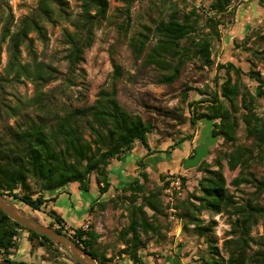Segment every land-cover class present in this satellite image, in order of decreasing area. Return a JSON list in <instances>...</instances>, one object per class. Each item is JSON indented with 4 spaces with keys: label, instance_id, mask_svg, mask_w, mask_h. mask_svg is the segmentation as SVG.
<instances>
[{
    "label": "trees",
    "instance_id": "16d2710c",
    "mask_svg": "<svg viewBox=\"0 0 264 264\" xmlns=\"http://www.w3.org/2000/svg\"><path fill=\"white\" fill-rule=\"evenodd\" d=\"M80 1L82 18L74 22L75 31L66 29L64 32L70 45L66 59L71 70H75L84 61L86 50L94 43L95 28L106 19L109 10V0ZM124 1L129 9L134 0ZM208 1L205 16L198 12L196 6L185 14H181L178 8H173L167 19L161 18L155 24L154 31L158 40L147 53L146 62L162 69L159 78L162 83L171 84L179 79L188 60L198 59L203 66L209 68L215 65L213 43L221 37L219 27L225 24L223 17L229 13L235 15L236 8L233 4L236 1L243 3L245 0ZM68 5L67 0H38L36 12L24 17L18 28L13 30L15 15L12 8L0 0V65L3 44H6L8 59L4 75H0V90L3 94L4 85L21 82L23 79L30 80L37 91L34 98L41 103V88L56 78L57 69L44 61H38L31 33L35 32L40 40L47 41V29L43 21L53 22L56 15H68ZM203 19L208 31L200 34L199 25ZM145 43L146 38L140 39L139 46L137 43L133 44L137 56ZM23 47L32 57V62H23ZM222 69L228 76L210 98L189 102V121L197 124L204 119L213 120V134L234 145L233 150L225 154L230 169L240 168L232 184L239 187L243 183H254L255 193L259 194L264 192V176L258 179L250 169L254 162L264 161V114L258 111L259 101L264 103V77L254 70L245 72L233 62L218 63L217 70ZM232 70L236 74L235 81L230 75ZM122 75L121 66L115 64L112 87L102 88L94 103L73 107L64 114L46 110L44 118L24 128L12 130L10 142H0V192L23 203L32 211L46 214L51 219L49 223L32 216L70 236L103 264H112L114 256H108L105 250H101L100 233L90 225L88 228L77 226L70 228L73 231L70 230L65 217L53 204L72 183L88 192L93 181L98 185L100 196L97 200H100L112 186L111 165L116 160L120 161L128 152H135L134 145L138 142L148 154L152 151L149 144L152 123L138 114L128 112L118 99L117 81ZM244 76L257 84L254 87L247 85ZM185 95L188 96L187 93ZM19 102L20 106H13L7 100L0 101V116L17 115L26 105L22 100ZM205 102L208 104H204ZM198 108H205V111L201 112ZM241 122L244 124L246 137L252 140L251 145L237 143ZM186 139L189 138H181L178 144ZM178 144L175 143L172 149ZM145 159L143 157L139 161L143 171L125 188L130 191L131 197L129 222L119 232L125 247L118 256L128 255L132 264H147L142 251L147 248L148 241L143 239V235L161 234L163 224L160 216L165 208L162 195L164 188L170 184L166 176H161L163 186H157L140 196L149 180V173L144 169L147 167ZM221 160V157H217L212 164H207L204 160L199 164V168H203L201 170L205 172L198 181L200 194L191 193L178 206L183 208L180 217L186 219L183 229L188 228V223L195 224L199 234L205 237L211 255L204 264H264V249L250 252V241L253 240L251 232L259 218L264 217V206L252 199L239 203L235 194L227 187ZM213 166L217 169L212 168ZM32 179L38 187L37 191L31 183ZM185 183L186 177L182 176V185ZM191 198L199 204L191 202ZM99 204L103 207L106 202ZM146 208L152 210V214ZM203 210L228 214L231 225L228 234L232 238L223 243L227 256L222 255L217 246L213 225L201 224L200 218L196 216L195 212ZM21 230L29 233L33 250L44 248L50 258H56L61 252L51 239L11 219L0 208V254L3 255L0 264H33L11 257Z\"/></svg>",
    "mask_w": 264,
    "mask_h": 264
},
{
    "label": "rangeland",
    "instance_id": "374dc122",
    "mask_svg": "<svg viewBox=\"0 0 264 264\" xmlns=\"http://www.w3.org/2000/svg\"><path fill=\"white\" fill-rule=\"evenodd\" d=\"M2 1L9 4L15 15L13 30L18 28L24 17L35 13L38 6V0ZM67 1L68 15H56L53 22L43 21L47 29V41L40 40L35 32L31 33L38 61H44L56 68V78L42 86L41 103L34 98L37 91L30 80L23 79L21 82L4 85L5 94L0 90V101L7 100L13 106H20L19 100H22L26 105L17 115L1 114L0 142H10L12 130L24 128L44 118L46 110L64 114L73 107L94 103L102 88L112 87L115 64H118L123 70V75L117 81L118 99L128 112L138 114L152 123L153 131L149 134L152 151L148 154L146 150L141 149L142 145L138 142L134 145L135 152H128L120 161L116 160L111 165L112 186L100 200H97L100 191L95 181L88 192L80 190L78 184L72 183L55 202L56 208L67 218L69 229L93 226L101 235V250H105L108 256H114L112 264H132L128 255L118 256L120 250L125 247L119 232L129 222L128 208L131 197L130 191L125 188L143 171L139 161L146 157L147 167L144 169L149 173V180L145 183V191L139 195L147 194L157 186H163L161 176H166L170 184L164 188L162 195L165 208L160 216L163 224L161 234L143 235V239L148 241L147 248L142 251L144 260L147 264H204L211 255L208 243L205 237L199 234L195 224L188 223V228L183 229L186 219L180 217L183 208L178 207L191 193L200 194L198 181L205 173L199 165L184 168L185 160L195 154V148L205 127L203 120L197 124L189 121V102L210 98L225 81L228 75L224 69L217 70L218 63L233 62L245 72L254 70L264 77V0H245L243 3L236 1L233 4L236 14L224 15L225 24L219 27L221 37L213 43L215 65L209 68L203 66L198 59L188 60L179 79L171 84L160 81L163 71L159 66L146 62L147 53L158 40L154 31L155 24L161 18L167 19L173 8H178L181 14H185L196 6L198 12L205 16L208 0H134L129 9L124 0H109L107 17L96 26L94 43L86 50L84 61L75 70L70 69L66 59L70 45L64 37V32L66 29L75 31L74 22L82 18L83 9L80 0ZM204 22L203 19L199 25L200 34L208 31ZM1 32L2 24L0 35ZM145 38L146 43L140 48L141 52L137 56L133 44L137 43L139 46L140 39ZM7 60L6 44H3L1 76L4 75ZM22 60L33 61L24 47ZM230 75L235 81L236 74L233 70ZM244 80L251 87L257 84L248 76H244ZM263 104L260 100L258 111L261 114H264ZM198 110L203 112L205 108ZM184 137L189 139L178 144ZM238 137L237 143L251 145L252 140L246 137L242 122ZM175 143L178 145L172 149ZM233 148L232 143L218 136L203 160L212 164L217 157H221L227 187L235 194L239 203L252 199L264 206V192L255 193L254 183H243L239 187L232 184L240 168L230 169L225 154L230 153ZM212 168L217 169L216 166ZM250 171L258 179L262 178L264 161L254 162ZM182 176L186 177L185 185H182ZM178 181L180 183H177ZM31 183L37 191L38 187L33 179ZM99 201L106 204L102 207ZM140 201L141 198L138 199V202ZM191 202L199 204L194 198H191ZM16 204L42 222L49 223L51 220L46 214L32 211L21 202ZM146 209L152 214V210ZM195 214L200 218L201 224L213 225L217 246L222 255L227 256L223 243L232 238L228 234L231 230L228 214L213 213L210 210ZM74 215L77 217L73 218ZM28 236L26 230L20 231L17 246L11 257L33 264H75L59 246L61 252L56 258H50L44 248L33 250ZM251 236L253 240L250 241V252L264 249V217H260L254 225ZM2 259L3 255L0 254V260Z\"/></svg>",
    "mask_w": 264,
    "mask_h": 264
},
{
    "label": "water",
    "instance_id": "95a60500",
    "mask_svg": "<svg viewBox=\"0 0 264 264\" xmlns=\"http://www.w3.org/2000/svg\"><path fill=\"white\" fill-rule=\"evenodd\" d=\"M204 129L201 132V138L195 148V154L185 160L184 168H192L198 166L201 161L209 154L210 146L215 143L218 136L213 134V120L204 119ZM0 208L13 220L21 225L35 231L36 233L46 236L59 246L73 260L81 264H103L99 262L93 255L86 252L80 247L70 236L58 232L55 228L43 224L35 219L28 212L20 208L15 200L0 192Z\"/></svg>",
    "mask_w": 264,
    "mask_h": 264
},
{
    "label": "crops",
    "instance_id": "0c3cea01",
    "mask_svg": "<svg viewBox=\"0 0 264 264\" xmlns=\"http://www.w3.org/2000/svg\"><path fill=\"white\" fill-rule=\"evenodd\" d=\"M146 160V159H145ZM151 165V164H150ZM62 195V194H61ZM60 198V197H59ZM59 198L57 199V201L59 200ZM53 206L56 208V205L55 204H53ZM58 211H59V209L58 208H56ZM77 217V215H74L73 216V218H76ZM65 219L67 220V218L65 217Z\"/></svg>",
    "mask_w": 264,
    "mask_h": 264
},
{
    "label": "built area",
    "instance_id": "2783aa9c",
    "mask_svg": "<svg viewBox=\"0 0 264 264\" xmlns=\"http://www.w3.org/2000/svg\"><path fill=\"white\" fill-rule=\"evenodd\" d=\"M177 183H180V181H178Z\"/></svg>",
    "mask_w": 264,
    "mask_h": 264
},
{
    "label": "flooded vegetation",
    "instance_id": "af4514ba",
    "mask_svg": "<svg viewBox=\"0 0 264 264\" xmlns=\"http://www.w3.org/2000/svg\"><path fill=\"white\" fill-rule=\"evenodd\" d=\"M193 156V155H192Z\"/></svg>",
    "mask_w": 264,
    "mask_h": 264
}]
</instances>
